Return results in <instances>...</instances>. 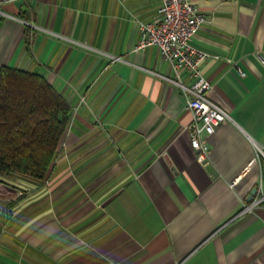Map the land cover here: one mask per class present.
<instances>
[{
    "label": "crops",
    "instance_id": "obj_1",
    "mask_svg": "<svg viewBox=\"0 0 264 264\" xmlns=\"http://www.w3.org/2000/svg\"><path fill=\"white\" fill-rule=\"evenodd\" d=\"M191 2L206 17L193 43L219 55L200 64L207 94L230 116L206 164L169 64L134 49L159 0L0 6V67L43 76L70 106L47 175L4 176L0 264H264V201L244 209L264 180V0Z\"/></svg>",
    "mask_w": 264,
    "mask_h": 264
},
{
    "label": "built area",
    "instance_id": "obj_2",
    "mask_svg": "<svg viewBox=\"0 0 264 264\" xmlns=\"http://www.w3.org/2000/svg\"><path fill=\"white\" fill-rule=\"evenodd\" d=\"M9 1L13 0H0V6ZM159 1L158 21L137 19L139 39L134 49L155 45L161 58L169 64L174 78L165 76V79L174 84L184 96L185 108L191 114V120L186 126L190 145L194 150L195 159L201 164H206L209 162V143L206 136L211 134L220 122L230 118L228 110L207 94L213 88V84L200 69L204 59L208 57L217 59L219 55L193 43V37L206 17L191 0ZM0 14L8 15L1 10ZM117 59L120 57L112 56L113 61ZM235 68L239 76L245 75L240 67ZM10 188L8 183L0 178V192H8ZM254 194L251 202L244 206L245 210L264 201V180L257 184ZM2 230L3 224L0 222V234Z\"/></svg>",
    "mask_w": 264,
    "mask_h": 264
},
{
    "label": "trees",
    "instance_id": "obj_3",
    "mask_svg": "<svg viewBox=\"0 0 264 264\" xmlns=\"http://www.w3.org/2000/svg\"><path fill=\"white\" fill-rule=\"evenodd\" d=\"M70 106L43 76L0 67V175L44 178L69 122ZM264 174V158H261Z\"/></svg>",
    "mask_w": 264,
    "mask_h": 264
},
{
    "label": "water",
    "instance_id": "obj_4",
    "mask_svg": "<svg viewBox=\"0 0 264 264\" xmlns=\"http://www.w3.org/2000/svg\"><path fill=\"white\" fill-rule=\"evenodd\" d=\"M255 191H256V187H254L252 190H251V192H250V194L247 196V200H250L251 198H252V196H253V194L255 193Z\"/></svg>",
    "mask_w": 264,
    "mask_h": 264
},
{
    "label": "rangeland",
    "instance_id": "obj_5",
    "mask_svg": "<svg viewBox=\"0 0 264 264\" xmlns=\"http://www.w3.org/2000/svg\"><path fill=\"white\" fill-rule=\"evenodd\" d=\"M0 178L3 179V180L9 181L7 178L4 177V175L3 176H0Z\"/></svg>",
    "mask_w": 264,
    "mask_h": 264
}]
</instances>
